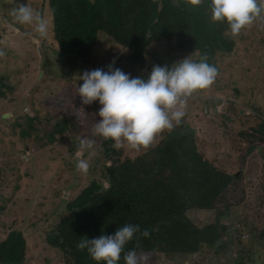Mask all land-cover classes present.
I'll list each match as a JSON object with an SVG mask.
<instances>
[{
    "label": "trees",
    "instance_id": "obj_1",
    "mask_svg": "<svg viewBox=\"0 0 264 264\" xmlns=\"http://www.w3.org/2000/svg\"><path fill=\"white\" fill-rule=\"evenodd\" d=\"M5 1L7 0L0 1V9L5 8ZM48 2L52 14L45 19L52 25L54 35L48 37L47 45L43 46V49L48 53L55 52L56 56L58 54L61 62H76L75 66L68 67L69 70L75 68L76 74L96 68L106 70L107 68L103 65L112 63V65H120L123 72L129 70L138 75L139 70H135V66L141 64L144 67L149 63L147 60L148 54L151 53L149 45L158 41L162 44L154 63L159 65H171L186 58L187 52L195 54L199 51L202 57L207 58L214 56L218 51L229 50L225 39V33L230 34L228 25L224 21L211 19L209 0H200L198 4H192L191 0H48ZM32 4L33 9L39 12L46 8L44 2L32 0ZM211 20L213 23L210 22ZM3 21L0 18V25ZM101 34L109 36L115 44L110 48L104 46L103 53L95 49L101 42ZM167 43H169V48L166 47ZM51 45H54L55 50L51 48ZM176 49L183 55L170 59L172 52ZM89 57L100 58L103 61L90 60ZM88 63L92 65L91 68L85 67ZM3 82L4 80L0 78V97H4L10 88ZM259 82L264 92V74ZM31 92L27 99L22 101L31 110L41 111L47 117L53 113H59L58 110L49 106L46 100L41 101L42 109L36 96L37 90L31 89ZM183 100L184 103L189 102L188 98H183ZM76 104L77 110L71 115L68 113L71 117L75 116L78 110L87 108L82 105L77 93ZM252 108L254 109L253 106ZM225 117L233 120L236 125L254 120L243 104L242 107H233L232 114H226ZM262 117L253 129L257 138L256 147L251 148L248 144L249 146L241 152L242 160L238 163L242 169L246 165L251 173H256L258 178L264 170V111ZM8 122L9 125L18 123L7 117L6 125ZM215 131H223L224 137L233 135V127L228 120H222L216 124ZM88 132V127L82 126L79 130L81 136L75 138L70 151L71 157L66 158L69 162L64 164L70 168L75 177L83 179L102 172L104 182L101 185L95 182L91 188L71 199H66L67 190L56 192L52 196L58 200L56 210L62 215L67 212L68 215L64 219L61 217L59 224L52 230H49L52 216L47 214L42 219V232L46 235V242L61 252L64 264H97L86 250L77 248V242L84 236L91 239L100 235L101 232H106L107 229L122 226L129 221L133 210L143 213L149 222L158 221L152 229L148 230L147 237H139L133 242V246H139L138 253L160 251L165 252L167 256L192 254L201 250L202 246L198 243L208 245L218 252L223 249L220 237L223 230L219 231L221 227L219 219L215 226H208L194 234H192L190 224L183 226L180 214L184 201L195 198V183L191 181L190 176L203 177L204 181H209L212 177L208 172L214 170L203 162L185 168L186 159L180 151L183 141L179 130L172 135V142L165 141L152 159L144 160L146 167L156 168L162 174V180L154 193L134 185L129 171L113 167L114 172L107 162L112 156L111 150H105L104 158H102L94 145L91 150L80 149L78 145L81 138L92 140ZM63 142L64 140L55 141L53 147H58L63 151L69 147L61 145ZM38 145L41 147V143ZM41 148L43 152L47 151L46 146ZM249 149L253 152L246 156ZM79 159L88 162L89 168L86 173L75 169V163ZM63 160L64 158L62 162ZM172 161L175 165L173 176L172 171L168 173V169L172 168ZM34 163L38 169V176L30 183L37 185L38 190L32 197L26 198V202L38 211L44 199L43 188L39 185L41 175L46 177L60 173L61 176L57 178L63 179L64 171L58 169L56 163L47 168H45V162L42 167H38L35 161ZM232 168L233 166H227L223 171L224 174L215 171L210 182L209 208H213L214 202L220 199L227 190L232 189V186L241 178L240 174L236 176L226 171ZM87 174L90 176L86 177ZM59 186L62 187L63 182L60 181ZM160 201L164 202V206L171 205L162 219ZM236 207V204H228L222 209L232 213L230 209ZM247 216L253 217V212H248ZM9 230L7 238L0 242V264H24L27 249L26 238L20 230L19 223L12 225ZM128 250L123 249L124 252ZM145 255L147 256L146 264L158 256H154L152 252ZM100 264L103 262L101 261ZM118 264H124L122 258ZM236 264L240 263L236 261Z\"/></svg>",
    "mask_w": 264,
    "mask_h": 264
},
{
    "label": "rangeland",
    "instance_id": "obj_2",
    "mask_svg": "<svg viewBox=\"0 0 264 264\" xmlns=\"http://www.w3.org/2000/svg\"><path fill=\"white\" fill-rule=\"evenodd\" d=\"M44 3L46 6L45 0ZM4 13L5 11L0 10V16L4 17ZM4 18L8 22V19ZM210 22L213 23L212 20ZM49 28H52L51 24H49ZM14 39L16 42L19 41V36L16 33ZM23 39L26 40L25 37ZM225 39L229 50L218 51L214 56H211V59L207 60L209 64L216 67V77L206 89L197 90L185 97L189 99V102L183 103L184 113L190 110L191 98L197 96L194 100L193 110H190L192 111L191 116L175 129H180L183 124L190 125L196 133L195 143L201 150V155H206V152L215 154L220 150L219 153L215 154V159L220 162V170L223 172L227 166H233L232 169L226 171L230 174L237 175L239 173L242 175L225 196L214 202L213 210L204 212L183 208L185 212L190 211L189 216L195 226L206 227L211 224L215 226L219 219L221 226L219 231L223 230L220 234L223 249L218 252L212 247H202L196 255H176L172 258V263L163 264H236V261L240 264H264V197H262L264 193V170L261 171L258 178L256 173H251L246 165L243 169L238 166L242 160L241 152L243 149L249 145L251 148L256 147L257 138L253 129L263 118L264 92L259 80L264 74V13L256 17L251 24L243 27L235 36L231 32L230 34L226 32ZM37 41L38 46H40L41 42ZM55 42L57 41L55 40ZM161 44L158 41L149 45V50H151L147 56L149 63L144 67L141 64L135 66L134 69L139 70L138 75L129 70L125 73L132 77L144 76L147 78L152 66L157 65L154 63V59L158 57ZM104 46L110 48L115 44L109 36L101 34V42L95 49L103 53ZM166 47L169 48V43L166 44ZM51 48L55 50L54 45H51ZM38 51L41 50L36 46V50L33 49V52ZM182 55L183 53L176 49L172 52L170 59ZM189 55L193 60H199L202 57L199 51L195 54L187 52V57ZM57 57L60 64H65V61L61 62L58 54L56 56V54L48 53L42 60L44 68L37 71V82L31 89L37 90L36 96L42 109L41 101L46 100L48 105L58 110L59 113H53L47 117L41 111L31 110L26 104V110L31 113L33 119H23L20 123L11 125L9 122L6 125V118L9 117L13 121V117L22 113L15 111V109L32 92L31 89L24 87L21 77L24 66L11 63L8 58L0 59L1 66L5 67L6 72L5 84L10 86L5 96L0 97V209H3L0 210V242L7 238L11 226L19 223L20 230L26 236L27 241L24 264H64L61 252L46 242V235L42 232V219L45 215L52 216L49 230L54 229L59 224L61 217L64 219L68 215L67 212L62 215L56 210L58 200L52 196L60 190H67L66 199H71L91 188L95 182L100 185L104 182L102 172L83 179L75 177L70 168L64 164L69 162L66 158L71 157L70 151L75 138L81 135L79 130L82 129V126L88 127V136L93 139L95 136L92 135V126L95 120L99 118L94 113L85 110H80L81 115L76 113L75 116H70L77 110L76 87L79 84L77 85L75 79L58 84L56 79L63 74L75 76L76 70L75 68L61 69L56 66ZM108 65L109 63L103 66L107 68ZM113 67L121 69L120 65H113ZM42 72L44 79L41 80L39 76ZM12 74L15 77L9 79ZM241 93L243 94L242 97H240ZM256 93L261 96L257 97ZM210 97L225 98V103L220 109L223 111L221 121L227 119L226 114H232L233 107H242V104L246 111L254 110L259 115L254 116L252 122L247 121L236 125L233 127V135L224 137L223 131H215L214 123L207 121L208 117L213 118L212 108L207 106L208 104L205 102L207 99L211 100ZM199 99L203 101L201 107H197ZM206 109L209 110L208 113L205 112ZM86 113L88 115L85 116ZM28 126H31L30 136L25 135ZM206 135L211 137L209 144L212 148L206 145L200 146L201 143H208ZM68 139L70 140L69 143ZM59 140H64L61 145L69 146L70 144V146L63 151L58 147H53L54 142ZM39 143H41V147L46 146L47 151L43 152V149L38 145ZM122 147L128 149L130 153L118 152L121 161L129 159L135 161L139 157L147 159L155 156L153 152L133 153L134 150L130 149L126 142H122ZM48 149L52 150L49 151ZM252 152L249 149L246 156ZM99 155L103 158L102 154ZM62 158H64L63 162ZM34 161L38 167H42L45 162V168L56 163L57 168L64 171L63 179L57 178V176H61L60 173L46 177L41 175L39 185L43 188L44 199L38 211L31 207L29 202H26V198L32 197L38 190L37 185L30 183L38 176V169ZM111 168L113 170V166ZM88 176L90 175L87 174L86 177ZM60 181L63 182L62 187L59 186ZM228 204L237 205L236 208L230 209L232 213L222 209ZM250 211L253 212V217L247 216ZM224 249L228 251L224 252Z\"/></svg>",
    "mask_w": 264,
    "mask_h": 264
},
{
    "label": "clouds",
    "instance_id": "obj_3",
    "mask_svg": "<svg viewBox=\"0 0 264 264\" xmlns=\"http://www.w3.org/2000/svg\"><path fill=\"white\" fill-rule=\"evenodd\" d=\"M191 2L192 4H198L200 0H191ZM46 3L45 9L48 8L49 16L52 12L51 8H49L48 0ZM4 4L5 8L0 10L5 11L4 17L8 19V22L3 16H0L5 21L1 25L8 26L12 34L15 35L16 33L19 36L18 43L25 42L23 39L25 37L32 44L34 50H36V46L43 48V46L47 45L46 40L49 36L54 35V29L49 28L48 20L39 11L29 6L25 0H18L12 9L8 7L10 4L8 0ZM209 8L211 19L213 21L226 22L231 34L235 36L243 27L251 24L261 12H264V0H209ZM6 13L11 14L16 23H11ZM22 28L23 30H21ZM44 37L45 39H43ZM37 40L41 42L40 46H38ZM34 54H38V52H34ZM89 59L101 60L96 57H89ZM208 59H211V56L193 60L189 55L171 65H153L147 78L141 76L132 77L120 68L113 67L112 63L107 66L106 70L96 68L75 74L78 75V81H82L76 87V93L79 95L82 105H89L94 101L99 104L96 113L99 119L95 120L92 126V135L95 137L92 140L81 138L79 140V148L91 150L94 145L95 149L102 156L105 150H111L112 156L107 162L113 167L129 171L134 185L154 193L162 180L161 172L156 168L146 167L144 165L146 158L143 157H139L135 161L131 159L121 161L118 157V152L124 151L126 154L130 153L128 149L122 147V142H126L127 146L134 150L133 153L153 152L156 155V151L161 147V144L167 140L172 142V135L179 130L183 141L180 151L185 156L186 169L194 164L203 162L214 170L208 172L212 178L214 177L215 170L223 173L220 170V162L215 159V154L219 153L220 150L215 154L206 152V155H201L202 152L195 143L196 133L190 125L183 124L180 129L175 130L180 125V121L183 122L191 116L192 111L190 110L193 108L194 100L197 96L191 98L192 102L189 103L191 106L190 110L185 113L183 111V98L197 90L206 89L216 77L217 69L214 65L207 62ZM70 60L74 61L73 59ZM75 64L76 62L69 63L66 61L65 64L60 65L62 68L68 69V67L75 66ZM80 65H83V63H80ZM0 78L4 80L2 76ZM5 82L6 80H4L3 84ZM242 95L241 93L240 97ZM255 95L257 97L261 96L258 93ZM210 98L211 100L207 99L205 102L208 104L207 106L212 108L211 114L213 118L210 119L208 117L207 121H212L215 127L223 119V111L220 109L225 103V98ZM202 102L199 99L197 107H201ZM25 105L26 103L21 101L19 107L15 109V111L22 113L13 117V122L20 123L23 119H33L31 113L26 110ZM80 110L77 112L78 115L82 114ZM208 111V109L205 110L206 113ZM247 113L253 118L259 115L254 110L247 111ZM226 120L233 122V120ZM252 121L249 120V122ZM235 126L236 124H234ZM210 140V135H206L208 143H201L200 146L206 145L211 147L209 144ZM69 142L70 140L68 139ZM173 147L174 145L172 144ZM147 159H152V157ZM174 167L175 165L172 161V168L168 169V173L172 171V176L175 171ZM88 168L89 164L84 159H79L75 163V169L81 173H86ZM212 178L209 181H204L203 177L190 176L191 181L195 183V198L194 200L184 202L189 204L190 201H193L197 203V206H183V208H190V211L197 210L204 212L213 210L214 207H208ZM163 204L164 202L160 201L161 219L171 206H164ZM190 211L185 212L182 209L186 219H191L189 216ZM144 216L143 213L133 210L129 219L131 223L133 222L132 224L124 223L116 229H107L106 232H101L100 235L91 239L84 236L77 242L76 246L78 249L86 250L90 258L96 261L97 264H100L101 261L103 264H118L121 258L124 264H146L147 256L145 254H150L151 252L154 256H158L147 264L172 263V258L176 255L167 256L165 252L148 250V252L138 253L139 246H133V242L139 237H147L149 235L148 230L152 229L158 222H149ZM190 225V229L193 230L192 234L198 230L212 226L211 224L206 227H199L195 226L194 222L190 223ZM198 244L202 247H209L205 244ZM124 248L129 250L124 252ZM122 252L123 255L121 256ZM199 252L181 254L179 256L196 255Z\"/></svg>",
    "mask_w": 264,
    "mask_h": 264
},
{
    "label": "crops",
    "instance_id": "obj_4",
    "mask_svg": "<svg viewBox=\"0 0 264 264\" xmlns=\"http://www.w3.org/2000/svg\"><path fill=\"white\" fill-rule=\"evenodd\" d=\"M17 1L18 0H8V2L10 3L8 7L11 9L14 8L16 5L15 3ZM37 1L43 2L44 0H37ZM25 2H27L28 5L33 8L32 0H25ZM40 13L44 18H46L48 16L49 10L47 8L45 10H41ZM6 15L10 18L11 23L13 24L16 23L14 17L11 14L6 13ZM43 39H45V37ZM40 50L41 51H38V54H34L33 47L30 42H27V40H25V42L22 43L16 42V40L14 39V35L11 33V29L6 25H0V53H2V55H0V58L1 59L8 58L11 61V63H14L19 66H24V70L21 73V77L23 79L24 85H26V88L28 89H31L37 82V73H36L37 69L41 70L44 68V65L42 64V60L48 55V52L45 51L43 48H40ZM56 66H59V68L62 69L58 61L56 62ZM87 67L91 68L92 65L88 64ZM5 73H6L5 67L1 66V61H0V76H2L4 80L6 78ZM14 77H15L14 74H12L9 79ZM39 77L41 80L44 79V73L42 72V74H40ZM71 79H75L77 81V85L79 83H82V81H78V75L68 76L67 74L61 75L60 78L56 79V82L59 84L60 82H66ZM85 106L87 107L85 110L86 112L89 113L92 112L96 115L99 108L98 102L94 101L93 103ZM230 124H232V127H234L233 122H230ZM30 129L31 126H28L26 136L31 135V133L29 132ZM80 136L81 135H78L77 138H80ZM62 138H64V135H62ZM184 206L195 207L197 206V203L190 201L189 204H186L184 202ZM201 207L203 206L201 205ZM180 216L182 217L183 226L184 224H190L193 222L192 219H186L184 212H181ZM126 223H131V222L128 221Z\"/></svg>",
    "mask_w": 264,
    "mask_h": 264
}]
</instances>
